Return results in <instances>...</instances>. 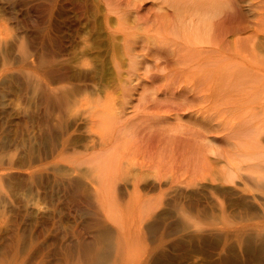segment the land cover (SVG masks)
I'll list each match as a JSON object with an SVG mask.
<instances>
[{"label": "rangeland", "instance_id": "rangeland-1", "mask_svg": "<svg viewBox=\"0 0 264 264\" xmlns=\"http://www.w3.org/2000/svg\"><path fill=\"white\" fill-rule=\"evenodd\" d=\"M246 1L243 47L185 61L160 0H0V264H264V0ZM241 123L232 181L160 150Z\"/></svg>", "mask_w": 264, "mask_h": 264}, {"label": "bare ground", "instance_id": "bare-ground-1", "mask_svg": "<svg viewBox=\"0 0 264 264\" xmlns=\"http://www.w3.org/2000/svg\"><path fill=\"white\" fill-rule=\"evenodd\" d=\"M133 1L135 3V0H133ZM242 1L243 0H160V2H163L165 4V9H164V11H162V9H161V14L158 15L156 21L159 22L160 27L163 28V30L160 31V33L161 34L164 33L165 34L164 36H166V37L162 36V38L164 37L165 39H167L168 38L166 35L167 33L176 34L175 38H173V37L168 38L169 42H170V46L174 45L175 50H177L179 48V50L182 49V52H184L183 49H185V51H187L188 53L185 52V54H183V53L181 54L182 56H184V55L186 56L185 61H190L192 59L196 60L204 52L205 53L209 52V51H212V52L215 51L216 52V49L220 47V45H218V44H225V46H227V49L228 48L231 49L232 47L233 48L238 47L237 45H241V46L243 45L242 41H240V43L236 45V43H237L236 40L239 39V37L237 38L238 33H240V31L241 32L244 31V29L246 28L244 26H241V21L243 19V9H244L243 7L246 6L245 2H247V1L244 0L245 6H244V4H242ZM262 2H261V4H262ZM247 4H249V3H247ZM107 5H108V3H107ZM140 5H138V6H140ZM110 6L111 5H108L109 8L107 9V11L110 12V10L113 11V9H114L113 13L115 12V14H116V12H117L116 15H117L118 19H122L123 17L124 18L127 17V16H123L122 15L123 13L120 14L117 11V9L115 8L116 6H113L114 8H112ZM249 6H250V4H249ZM256 7H257V5H256ZM133 11L136 12L135 10H132L131 13H133ZM133 14H135V13H133ZM136 16H137V13H136ZM138 17L139 18H137V17L136 18L140 20V16H138ZM136 22H138V20ZM152 24H154V23H152ZM156 25H158V24H156ZM257 25H258L257 27H261V26H259V24H257ZM146 27L148 28L149 26L146 25ZM157 27H159V26H157ZM161 28H160V30H161ZM262 28H264V27H262ZM247 29L246 30L249 31V28H247ZM247 31H245V32H247ZM252 31H254V30H252ZM252 31H250V32H252ZM255 31H254L255 34H253V35L251 34L253 37L250 35L251 38H249V39L247 36L241 37L243 39L245 38L244 40L248 39L247 41H249V43L250 42L253 43L254 47L257 46V44H259V42H260L258 40H257L258 42H256L254 40L256 37L260 36V35H257L258 29H255ZM261 31L262 30H260L259 32H261ZM235 33L237 34V36H236L237 39L236 38L231 39L232 37L230 39H228L230 37V34H235ZM126 35H127V33L124 34L125 40H127ZM131 35H134V34H132V32H131ZM262 35H264V34H262ZM124 38H123V40H124ZM243 39H241V40H243ZM247 41H245V42H247ZM165 43L167 44V42H165ZM122 45L125 48V51L131 55V53H130L131 52L130 39L127 41L126 44L122 43ZM216 45L218 47H216ZM254 47H252V48H254ZM174 48L172 49L173 51H174ZM175 52H177V51H175ZM178 53H179V51H178ZM209 54H211V53H209ZM131 56H133V54ZM131 56L129 57L130 60L129 59L128 60H129L130 64H132L133 66L138 65L139 62L141 63V62L147 60V58L143 57L142 55L141 56L143 58H146L143 61L138 60V59H140L138 57L139 55L133 56V57H131ZM217 56H219V55H217ZM201 57H204V56H200L199 57L200 59H197V61L203 59ZM207 57L205 56V58H207ZM226 58H227L228 68H226V74L227 75L226 74L225 75L229 76L230 74H232L231 73L232 72L231 64L232 65L234 64V63H232L234 58L232 56V53H230ZM176 60H178V59H176ZM179 60H181V59L179 58ZM212 60L213 59H211V61ZM212 64H214V63L212 62ZM230 70H231V72H230ZM212 75H214V70H213ZM217 76L219 77L218 74H216L215 77H217ZM209 77H210V75H209ZM222 77H225V76L223 75ZM104 119H106V118H104ZM128 122L125 124L122 123L123 126L120 125V128H123L122 131H124L125 130L124 128L126 126H128ZM104 124H105V122H104ZM120 124H121V122H120ZM239 126L240 127L237 128V130H235L234 135L230 136L228 138V141L222 140L223 142L219 141V139H217L216 135L211 134L212 128H214V125H208V128L211 131L210 133H207V135H200L199 134L200 136L197 135L198 137H196V138L194 137L191 139L190 138L187 139L186 137L181 138V136H179L173 140V139H171L172 136L169 135L168 136V137H170L169 140L161 141V142H164L165 145H163L160 150L163 151L164 155L169 153L168 156L171 155V162L173 159H175L176 164L179 165V167L181 168L182 171H188V175H189V178L191 177L190 178L191 180H192V178L193 179L197 178L199 180H209L211 182H215V181H218V178H219L216 175V173L217 172H223V174L225 176L224 178H229V180L227 179L229 182V181H232V176H234L233 174L235 173L234 169H233L234 167H232V164L234 162V158H236L238 156H243L244 155L243 153H245V152L242 153V151L240 150L241 148H239V146L242 145V144H240L242 138L240 137L241 138L240 139L239 136H244L246 133H250V136H251V133L253 132L252 128H255L252 125H250L251 127L244 125V126H246V127H244L243 123H241V125L239 124ZM254 130H256V129H254ZM255 134H257V133H255ZM236 135H238V136L236 137ZM234 136L236 138H239V140H240V141L238 140L239 143L234 142L235 141ZM253 137H254V139L256 138V141L260 144L259 147L264 150V145L261 141L262 135H259L258 137L256 135H254ZM160 139H163V138H160ZM244 139H246V137ZM246 140H244V141H246ZM244 141H242L243 144L245 143ZM245 145H246V143H245ZM241 147L244 149L243 146H241ZM263 152H262V154H263ZM164 157H166V156H164ZM169 159H168V161H169ZM165 160H166V158H165ZM175 160H174V162H175ZM219 162H221V164ZM218 164H220L219 167H218ZM161 166H163V165H161ZM170 169H171V167H170ZM171 170L169 172H171ZM176 171H178V169L173 170L172 173H174V172L177 173ZM172 173H171V177L173 176ZM175 173H174L175 176H173V177H177ZM165 175H166V172L164 174H161V176L159 177V181H161L163 179L162 177H166ZM157 179H158V175H157ZM187 179H188V177H187ZM135 187L137 188L138 186L136 185ZM103 256L104 257L101 256L102 258L100 260L97 259L98 263H101V262L103 263V261L105 260V257L107 255L105 256L103 254Z\"/></svg>", "mask_w": 264, "mask_h": 264}]
</instances>
